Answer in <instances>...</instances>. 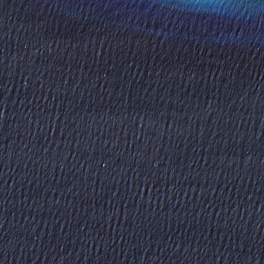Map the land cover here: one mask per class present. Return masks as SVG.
Here are the masks:
<instances>
[{
  "label": "water",
  "instance_id": "1",
  "mask_svg": "<svg viewBox=\"0 0 264 264\" xmlns=\"http://www.w3.org/2000/svg\"><path fill=\"white\" fill-rule=\"evenodd\" d=\"M155 2L0 0V264H264V10Z\"/></svg>",
  "mask_w": 264,
  "mask_h": 264
},
{
  "label": "clouds",
  "instance_id": "2",
  "mask_svg": "<svg viewBox=\"0 0 264 264\" xmlns=\"http://www.w3.org/2000/svg\"><path fill=\"white\" fill-rule=\"evenodd\" d=\"M149 10L156 9V14L168 13L172 10L191 8L198 11H211L220 14L232 15L240 18H252L255 14L264 10V0H191V2H174V0H156L148 5Z\"/></svg>",
  "mask_w": 264,
  "mask_h": 264
}]
</instances>
